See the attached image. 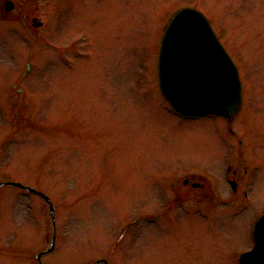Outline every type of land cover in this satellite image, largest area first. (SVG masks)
<instances>
[{
  "label": "rangeland",
  "instance_id": "374dc122",
  "mask_svg": "<svg viewBox=\"0 0 264 264\" xmlns=\"http://www.w3.org/2000/svg\"><path fill=\"white\" fill-rule=\"evenodd\" d=\"M15 2L42 24L20 23L19 11L0 20V181L52 199L55 249L43 260L236 264L233 256L251 243V226L264 212V0ZM185 6L206 14L240 71L243 103L230 122L177 115L157 87L162 30ZM17 81L25 95L15 122ZM11 123L50 130L23 127L4 140ZM230 163L243 183L233 200L225 181ZM187 171L206 177V188L175 207L180 215L163 212L153 182L173 174L179 183ZM143 212L158 221L149 227ZM131 219L128 237L114 246ZM52 232L43 197L0 186V264H38L35 254L49 247Z\"/></svg>",
  "mask_w": 264,
  "mask_h": 264
},
{
  "label": "water",
  "instance_id": "95a60500",
  "mask_svg": "<svg viewBox=\"0 0 264 264\" xmlns=\"http://www.w3.org/2000/svg\"><path fill=\"white\" fill-rule=\"evenodd\" d=\"M158 78L164 96L186 115L215 113L231 118L241 103L236 66L206 17L193 8L179 10L167 25L159 50ZM26 188L50 202L45 194ZM255 237L253 249L241 256V264H264V215L256 222Z\"/></svg>",
  "mask_w": 264,
  "mask_h": 264
},
{
  "label": "flooded vegetation",
  "instance_id": "af4514ba",
  "mask_svg": "<svg viewBox=\"0 0 264 264\" xmlns=\"http://www.w3.org/2000/svg\"><path fill=\"white\" fill-rule=\"evenodd\" d=\"M15 2V1H14ZM17 4L15 2L14 8L7 12L5 8L1 7L0 9V16L6 17L11 12H14L15 10L19 11L22 15V18L25 17V20L20 19L21 22L25 24L26 17L28 16L27 13H24L23 9L16 7ZM31 22H33L31 17ZM235 173V178L238 180V173ZM196 175L188 174L187 176H184L183 178H179V183L172 182L168 184V186L158 189L157 192L161 193V197H164L162 201V204L164 208H166L163 212H166L167 209H173L178 205H184L185 203L191 202L194 200L195 193H197L199 190H204L206 188L204 178H201L202 181L196 180ZM176 180V179H175ZM154 190V188L152 189ZM238 190V184H236V189L232 191L233 195L236 197V193ZM168 192H171V194L167 197H165V194Z\"/></svg>",
  "mask_w": 264,
  "mask_h": 264
}]
</instances>
